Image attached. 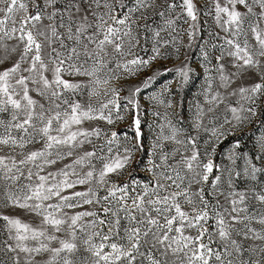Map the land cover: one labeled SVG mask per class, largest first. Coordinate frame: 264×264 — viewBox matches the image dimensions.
<instances>
[{
	"label": "snow or ice",
	"instance_id": "1",
	"mask_svg": "<svg viewBox=\"0 0 264 264\" xmlns=\"http://www.w3.org/2000/svg\"><path fill=\"white\" fill-rule=\"evenodd\" d=\"M0 264H264V0H0Z\"/></svg>",
	"mask_w": 264,
	"mask_h": 264
},
{
	"label": "rangeland",
	"instance_id": "2",
	"mask_svg": "<svg viewBox=\"0 0 264 264\" xmlns=\"http://www.w3.org/2000/svg\"><path fill=\"white\" fill-rule=\"evenodd\" d=\"M199 3V0H198ZM199 59L198 53L193 51V58H192V66L196 69V72L193 74L192 79H190L189 83L185 86V88L179 93L178 99L183 100L184 102V111L182 115L185 117V126H187V123L190 121V118L193 113V105L196 102V98L198 97L200 93V88L201 85L203 84V73L202 70L197 67L196 61ZM173 61H168L167 63L160 64V65H154V67L157 66H171ZM151 73H145V75H149ZM167 79H170L171 76L166 77ZM129 83L135 84L137 81L134 78H129ZM161 84L163 83V79L160 82ZM159 84L156 86L155 90L159 89ZM146 94H142L140 98L142 110H143V115H142V125H143V132L145 134V140L144 143L147 145L153 136L154 133V128L150 127L154 125V120L156 119L153 116V106L151 103L145 99ZM163 111V109H160ZM131 123V116H128L127 119L118 125H116V130H121L123 129L124 131H127L129 134H131L130 130L128 129V125ZM246 143H249L247 139L245 140ZM250 147V143H249ZM145 159H147L145 157ZM140 177L143 179L147 176L146 173L140 172L139 173Z\"/></svg>",
	"mask_w": 264,
	"mask_h": 264
}]
</instances>
